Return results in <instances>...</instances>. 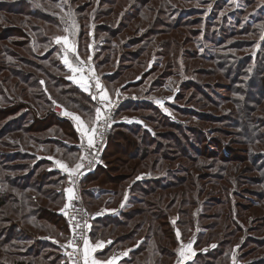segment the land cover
<instances>
[{"label":"rangeland","instance_id":"1","mask_svg":"<svg viewBox=\"0 0 264 264\" xmlns=\"http://www.w3.org/2000/svg\"><path fill=\"white\" fill-rule=\"evenodd\" d=\"M109 1L113 3L124 1L123 5L121 6L122 10L119 9L118 11L114 9L116 12L110 16L98 14V12L100 11H106L111 8L110 3H106L107 0H76L75 3L72 4L74 10L79 7L84 8L82 15L86 20H81V17L83 16L76 17L77 19L79 18V20L77 21L78 23L76 22L79 26V30L76 33L74 39L77 44V50L79 52L80 58L87 62L89 56H91L92 63H90L91 66L95 69V75L100 78L101 83L105 85L109 95L114 101L121 99L123 100L122 104L125 103L129 98H146L150 99L152 102L154 101V103L156 100L164 101L163 108L161 106L160 107L169 118L173 119L174 121L179 119L180 122L184 121L187 123V125L191 126L199 125L201 126L202 130L208 133L209 139L212 140V143L214 142L213 144L210 143L211 141L209 142V140H204L207 139L206 136H192V133H189L191 137H193L197 142L196 147L193 148L195 151L200 147L199 150L201 151H205L206 148V150L208 149L212 152H219V154H217V156L215 155L214 158L207 159L204 161V163H201L202 169L195 171L197 177H199V174L202 175L198 181V184L200 185V189H202L203 192L200 196L201 201L199 206H197V208L193 211V217L196 222V227L194 226V231L191 232V239L196 237L199 229L200 231L204 229V225L224 223L231 227V235H233L235 243L221 244L220 236L218 239L212 235H209L208 231H206L205 228L204 232L205 236H207V244H205L204 247H195L194 249L196 251V254H198V252H203V254L212 252L211 255L206 256V259L201 258L202 264H234L233 257H235V264H260V262L264 260V168H258L260 167L259 165L256 168V165L252 162V160H250L249 157L253 154L255 157L261 153H264V129L261 132L262 139L257 140L255 141V144L250 145L245 142L243 137L240 135L239 130L232 125L231 119H227L228 117L230 118V113H228V111L233 109L236 110L238 109L237 107H240V103L237 107H235L231 102L233 97L236 98V96L234 95L236 87H240L235 83H237V79L241 78H236L235 82H232L234 80L232 71H230V64L232 62L229 61V59H226V55H230L231 53H233L241 58H244L247 57L246 55L248 53L254 52L255 56V54L260 51L261 46L264 42V40L261 39V37L264 36V32L258 35H239L233 37V39L229 38L225 44L218 46V48L212 45L203 47L202 45L204 44V34L202 33L200 35H196V29L200 27L199 22L195 23L194 21L190 25L180 24L178 28H175V30L169 28L167 26V23H169V25L171 26L172 22L174 23L177 18L183 15L181 20L182 23L186 21L191 22L192 20L199 17L203 19L204 25V21L211 17L210 12L214 8L218 10L220 5H222L221 7L223 9L219 11V14H221V16H219V19H222L226 17V15H228V13H230L232 10L241 8V4L239 3L240 0ZM219 1L220 4L218 3ZM33 2L36 9H42L40 10L42 12L47 11L51 14V16H55V18L58 17V20L61 16L64 15V12L67 11V9L64 8L67 7V3H62V0H59L58 2H50L49 0H33ZM233 3L234 5H231ZM57 4H62V7L64 9L63 12L61 11L60 7L56 6ZM216 4L218 6H216ZM224 4L228 5L224 6ZM132 5H136V7L139 8V12L137 13L138 15L140 14V16L136 19L130 17V13H126L128 9L134 7ZM191 10H199L202 11V13L188 14L187 12ZM185 12L187 14H181ZM239 12H241V10H239ZM15 13L16 12L0 11V28H3L1 32L3 33L4 30L9 28L11 32L10 37L7 40H1L3 44L1 43L0 45H4V47H10V52L14 50L24 55H29V53L35 52L40 56L45 55L49 48L53 46L57 49L55 57L59 58V60L61 61V65H63L68 71L66 77L71 75L68 68L63 64L62 61V46L54 43V37L65 35V33L63 32L65 24L62 22V20L60 19V21L56 24H50L45 23L42 19L28 17L27 12H24V15ZM125 13L126 18L124 17ZM247 13L254 14V17H256V15L260 13V15L264 17V0H257L250 11H248ZM241 17L243 20L242 24L248 21V15L243 16V12ZM228 18L229 21L228 23H226L228 27L232 23L235 24V17ZM155 20H157L158 22H155ZM79 22L82 25V29L81 25H79ZM124 23L129 25L130 30H125L127 26H124ZM35 26L40 28V30L38 31L39 33H44L47 37H49V42H40L42 36L38 34L36 30L33 31V27ZM259 28L263 29L264 31V23L259 24ZM103 29H106V32H103ZM152 29L154 30V32H152ZM18 30L20 32H18ZM113 30H115V33H113ZM24 34H28L29 37H31L27 39L29 41L23 38L22 35ZM37 36L38 38H36ZM135 38H141L140 43L142 42V44H138L139 41L134 42ZM105 39L107 40L108 45L112 50L108 49L101 52V48L103 47L102 45H104L102 44V41ZM18 41H27L26 43H28V45L25 49L27 51L20 50L22 46L15 44V42ZM130 42H132V44H130ZM230 43L237 46L235 48L236 50H227V48H225V46L227 44L229 45ZM144 44L147 47L145 48V52L142 55L141 62L135 63L132 60L124 61L120 59L119 53L121 55H125L126 53H129L126 51H135L136 49H138L137 47L139 45L142 46ZM244 46H248V48ZM115 49H117L118 51H115ZM95 55H97V57H95ZM213 57L216 58L212 60ZM4 58L5 60L10 62V65H16L14 61H18V58H13L11 55H6ZM169 61H171L173 66L172 64L170 65ZM98 63L100 64V67L98 66ZM219 64L220 66L217 69ZM126 65H132V67L130 68V66H128V68H126ZM160 65H162V68L158 69ZM28 68L31 69V71L36 72L33 67H23L24 70H28ZM228 71L231 72L230 78V74L228 73ZM7 72L8 71L0 72V80L3 83V85H0V88L4 87L3 89H5V87L7 88L8 86H10V82L7 83L3 81V77L6 76ZM146 72H148V76L146 78H142V75ZM224 73L225 75H222ZM86 74L89 75V73ZM108 74L113 77L109 79H106V77L104 78V75ZM44 77L45 75H40L41 81H43L45 84ZM118 78L120 79L118 80ZM157 78L163 79L160 86H155L153 84L154 80H156ZM13 82L15 84L16 80L14 79ZM44 84H42V86L40 85L39 88H36L35 92H37L38 90L41 91V88L44 89ZM192 86H194V88ZM200 86L209 87V89L207 90L211 93L210 98L207 96V93L209 92H204V89H202L204 94L198 91V89L201 88ZM19 87L22 89L21 85H19ZM245 91L249 92L246 89ZM14 93L15 97L11 94L9 98H7L6 94L4 93L0 94V109L8 106V102L10 103V101L13 99V101L19 100L18 92ZM52 93L57 96V93L54 89L52 90V92H47V98L50 100V102L45 105L48 108H42L41 111L40 109H36L40 117H43V115H45L44 113L47 112L48 109H52L53 112H60L61 116L64 119H69V117L63 115V112L65 110L80 115L85 121L89 119L88 115H86V112L83 113L77 111L78 107H76L69 101H66L64 103L60 101H52ZM244 99L245 97H241V100L244 101ZM81 101V104H88V101H86L85 98L81 97ZM252 101L253 97H250V104ZM141 107L142 106L138 108ZM164 108H166L168 111L165 112L163 110ZM176 108H181L185 111L187 109H195V112L198 116L200 114H208V116H211V118L201 120L198 117H189L188 115H184V111H177ZM253 113H255V115L264 117V102H261V104L257 106V109ZM150 114L151 112L149 110L134 111L131 108L125 111H121L119 118L117 117L116 126L120 124L141 123L142 133L145 129L147 130L149 127L153 126L150 121L146 120ZM216 116L220 119L214 120L216 119ZM2 123L0 122V130L2 129ZM30 123L31 120H29L28 124L30 125ZM56 126L58 125H51V131L47 132L42 137L49 136L54 140H56V137L58 139V136L55 135ZM155 127L158 135H162L163 133L168 131V128L166 126H159L158 128L157 126ZM62 128L68 133L70 132L68 128L72 131L69 124L66 126L63 125ZM63 130L61 131L62 133H60V138H62V135L64 134ZM141 133H138L135 136L132 135L134 139L132 136L129 137L138 143V141H141V139L143 138ZM69 134L71 136V133ZM74 135H72L71 137L69 135H66L67 137L62 138V140L65 141L68 147L74 146L73 151H71L69 148H61L58 145L54 146V143L50 144L49 146H43L41 150L33 145L32 149L29 150L34 154L38 153V155H40L39 158L41 157L47 159L48 161L50 160V165L47 166L49 169L59 168L55 163L56 160L74 164L75 161L70 160L69 157L71 155H80L82 153L79 148V135L78 137ZM158 141H162L164 144V147L159 154L170 151V155L175 159L171 163H169L168 161H162L161 167L155 170L154 173L161 174L166 172L168 169H182V166L186 165V161L188 160H186L184 156L178 157L176 148H169V146H167L168 140L158 138L157 142ZM221 141H223L228 148V161H223V159H221V156L223 155L222 149L214 147V145L217 146V144H220ZM116 144L120 146L122 145L121 147L126 146L125 141L118 140L116 138V140L111 143V149L108 154H117L116 150L120 148V146L115 147ZM5 145H10V136L6 137L0 142V152L5 151L7 153H10L13 151L12 149H10V147H6ZM16 146L19 150H28V148H25L23 146ZM151 147H155V144H153ZM135 149V147H132L131 149H129L128 147L124 151L119 150L120 155H116L115 159L121 161L122 164L125 161L129 163L130 154L133 153ZM235 155L238 157V159L233 158ZM194 157L198 158L199 156ZM0 159L3 160V158ZM103 161V164L105 165L104 158ZM111 161L113 160L111 159L110 162ZM8 164H10V162H3V165H0L10 168V165ZM119 164L121 163L119 162ZM223 168H229L227 172L230 174L226 173L227 175H229L226 176V180L228 181V184L226 185H228V188L227 190L222 192L220 188L217 189V187H213L216 186L214 184H216L217 181H220V178L216 179V174H218L219 172L223 174ZM148 172L150 171L141 170L131 179L128 177L125 178L126 181L119 188V195L117 201L114 202V205L117 206L118 202L121 200V198H123L125 194L124 189H128V187L133 184V182L137 181V177H140V179L142 180H144L145 177L147 178V176H149ZM1 173L2 176L5 177L9 172L5 170ZM117 182H119V180H117V178L113 179L112 176L108 177L107 180L100 176L97 178V181L93 182L92 184H89V181H85L84 185L82 184V196L84 199L85 208L89 212L98 211L102 209L106 200L110 198L108 194L102 197L103 199L101 198L98 201H92V199H90L87 195L89 187L97 189L105 188L107 190H110L115 188L116 185H119L117 184ZM67 183V178L65 177L63 185H59L60 188L58 187L63 195L62 198L58 199L57 203L51 204L50 202L43 200V205H48L49 207H54L55 209L61 211L64 204L66 203V197L63 190L66 188ZM130 192L131 195H134L132 194V190ZM214 198L222 199L220 205H218L217 203L218 199L216 201L212 200ZM205 202L206 205L204 204ZM201 211L202 213H204V216H208H205V218L203 216L201 218ZM125 221L129 224H131L132 222L130 218H127ZM106 226H101L100 231L98 233L96 232L97 235L105 240L110 235H112L113 237H119V235H123V237H121L118 241L117 246L121 251L125 248H135L136 244H138L144 236L143 232L138 234L135 233L133 237L129 236V233L132 231V227L130 229L120 228L112 230V227H114L113 225L109 227ZM221 228L222 226L219 225V227H217V231H220ZM50 230L51 232L54 231L53 228H51ZM50 234L52 235V233ZM53 237H55L54 240H56L58 244L63 245L64 243H67L70 236L68 234L66 237H64L61 235V233L54 231ZM217 246L219 247V249L221 248L225 251L222 257L216 250ZM155 251V260V255L150 248L144 254H132L131 263L135 262L134 264H159L157 263L159 262V253L157 252V249H155ZM60 253L65 259L63 261H66L65 263H67V257L64 256L63 249H60ZM215 254H217L218 256H215ZM227 255H230V258H228ZM200 256L198 257L200 258ZM47 260V262L45 260H40L38 261V264H56L51 262L50 259ZM169 262L172 263V256L169 258Z\"/></svg>","mask_w":264,"mask_h":264},{"label":"trees","instance_id":"2","mask_svg":"<svg viewBox=\"0 0 264 264\" xmlns=\"http://www.w3.org/2000/svg\"><path fill=\"white\" fill-rule=\"evenodd\" d=\"M49 1L58 2L59 0ZM75 1L76 0H67V7L64 8L68 10L69 6L71 7L74 19L77 22L79 18L77 19L76 17L83 16L82 12L84 11V8L79 7L74 10L72 4L75 3ZM256 1L257 0H240L239 3L241 4V8L232 10L222 19H219V16H221L219 11L223 9L221 7L222 5H220L218 10L214 8L212 10L213 13L212 11L210 12L211 17L204 21V25L203 19L199 17L191 22L186 21L182 23V15L177 18L174 23L172 22L171 26L167 23V26L175 30V28H178L180 24L190 25L194 21L195 23L199 22L200 27L196 29V35H200L202 33L204 34V44L202 46L208 47L212 45L218 48V46L225 44L229 38L233 39V37L239 35H258L264 32L263 29L259 28V24L264 23V17L260 15V13L256 15V17H254V14L247 13ZM106 3H110L111 8L106 11H100L98 14L104 16L113 15L116 12L114 9L118 11L119 9L122 10L121 6L124 1L113 3L107 0ZM218 3L220 4V1ZM217 4L216 6H218ZM226 5L228 4H224V6ZM231 5H234V3ZM132 6L134 7L128 9L126 13H130V17L136 19L140 16V14L138 15L137 13L139 12V8L136 7V5ZM40 10L42 9H36L33 0H0V11L16 12L15 14L19 15L27 12L28 17L42 19L45 23L50 24H56L60 21V19L58 20V17L55 18V16H51L49 12H42ZM239 10H241V12H239ZM242 12L243 16L248 15V21L244 24H242ZM126 13L124 16L125 18ZM187 13L198 14L202 13V11L191 10ZM187 13L185 12L181 14ZM228 17L236 18L234 20L235 24L232 23L229 27L226 24L229 21ZM82 19L86 21L84 16L81 17V20ZM155 22L158 21L155 20ZM79 25H81L80 22ZM124 26H127L125 30H130L129 25L125 24ZM33 28V31L36 30L38 32L40 30V28L36 26ZM2 29L3 28H0V44H3L1 40H7L9 38L11 33L10 28L4 30L3 33L1 32ZM18 32L20 31L18 30ZM103 32H106V29H103ZM152 32H154L153 29ZM113 33H115V30H113ZM38 34L42 36V39H40L41 43L49 42V37H47L46 34L39 32ZM22 36L25 40L31 38L28 34H24ZM38 36L36 38H38ZM140 39L141 38H135L134 42L139 41L138 44H142V42L140 43ZM27 41H18L15 42V44L22 46V48H20L21 51H27L25 50L28 45V43H26ZM102 44L104 45H102L103 47L101 48V52L111 48L109 47L106 39L102 41ZM130 44H132V42H130ZM146 47L147 46L145 44L142 46L139 45L137 47L138 49L135 51H126L129 53H126L125 55H121L119 53V57L124 61L132 60L135 63L141 62V58ZM236 47L237 46L232 43L225 46L227 50H236ZM244 47L248 48V46ZM115 51L118 50L115 49ZM56 52L57 49L51 46L45 55L40 56L35 52H32L29 53V57V55H24L14 50L10 52V47L0 45V72L8 71L6 76L3 77V81L7 83L10 82V86L7 85V88H0V94L4 93L6 94V97L9 98L11 94L15 97L14 92H18L19 97V100L13 101V99L10 103L8 102V106L0 109V122H3L2 129L0 130V142L10 136V145L5 146L10 147V149L13 150L10 153L5 151L0 152V158H3V160L0 159V164L3 165V162H10V164H8L10 165V168L0 165V264H38V261L45 260L47 262V259H50L51 262L56 264L59 262V264H67L65 263L66 261H63L65 259L60 253L59 246L57 243L53 242L56 241L54 240L55 237H53L54 231L61 233L64 237L69 234L66 218L58 209L49 207L48 205L44 206L42 203L43 200H46L51 204H54L58 202L59 198H62L63 194L58 187L59 185H63L66 176L58 169H49L47 166L50 165L51 161H48L45 158H39L40 155H38V153H31L29 149H32V146L35 145L36 148L41 150L43 146H49L54 143V146L58 145L61 148H69L73 151L74 146L68 147L62 138L67 137L66 135L70 136L69 133H71V136L75 134L78 137V133L68 119L58 118L52 109H48L47 112L44 113L45 115H43V117L38 115L36 109H40L41 111L42 108H48L45 105L50 102L47 98V92H52L53 89L56 91L57 96L52 93V101H60L63 103L69 101L78 107L77 111L83 113H88L96 102L93 101L86 92L82 91L71 80L67 79L66 74L68 71L63 65H61L59 58L55 57ZM6 55L18 58V61H14L16 65H10V62L4 58ZM226 56V59H229V61L232 62L230 64V71H232V75L234 76V80L232 82H235L236 78H241L237 79V83H235L240 87H236L234 92L236 98L233 97L231 102L235 107H237L240 103V107H237L238 109L236 110L233 109L228 111V113H230V118L228 117L227 119H231L232 125L239 130L240 135L243 137L245 142L253 145L255 144V141L262 139L261 132L264 129V117L253 113L257 109V106H259L261 102H264V42L260 51L256 53L255 56L254 52L248 53L246 55L247 57L244 58H241L233 53ZM95 57H97V55H95ZM215 58L216 57H213L212 60ZM169 63L170 65L172 64L171 61H169ZM28 66L31 68L33 67L34 70L38 72L36 73L31 71L29 68L28 70L23 69V67L27 68ZM98 66L100 67L99 63ZM128 66H130V68L132 67V65H126V68H128ZM219 66L220 64L217 69ZM160 68H162V65L158 67V69ZM230 71H228L230 74L229 78L231 76ZM40 75H45V84L41 81ZM222 75H225V73ZM147 76L148 72L144 73L142 78H146ZM105 77L106 79H109L113 76L108 74L104 75V78ZM14 79L16 80L15 84L13 82ZM119 79L120 78H118V80ZM162 80L163 79L157 78L154 80L153 84L155 86H160L162 84ZM42 84L45 85L44 89L41 88V91L38 90L35 92V89L39 88L40 85L42 86ZM0 85H3L1 80ZM19 85L22 86V89ZM192 87L194 88V86ZM200 87L201 88H199L198 91L202 94H204V92H209L207 90L209 87ZM202 89H204V92ZM245 89L249 92H246ZM207 96L210 98L211 93H207ZM81 97L85 98L86 101H88V104H81ZM241 97H245L244 101L241 100ZM250 97H253L251 104ZM140 106L142 107L138 108ZM130 108L134 111L149 110L151 114L146 120L150 121L153 126L149 127L147 130L145 129L141 133V123L120 124L117 126L115 124L116 127L114 126L115 129H113L109 137L103 156L105 165L103 164L98 167L96 177L91 180L90 175L86 182L89 181V178L91 183H93L97 181V178L100 176L105 180L112 176L113 179L117 178V180H119L117 184L122 185L126 181L125 178L128 177L131 179L141 170L150 171L148 172L149 176H147V178L145 177L143 181H135L131 184L132 194H134L132 196H136L139 200L132 201L129 204V207L132 208L131 212H127L132 221L131 224H129V226L132 227L130 236H133L135 233H144L143 243L135 253L144 254L151 248L153 254L155 255V260V249H157V252L159 253V262L157 263L176 264L178 261L177 250L180 247L181 242L186 243L193 241L194 248L201 246L204 247L205 244H207V236H205L204 232L205 228L209 235L218 239L220 236L221 244L235 243V239H233V235H231V227L224 223L204 225V229L201 231L199 229L196 237L191 239V232L194 231V226L196 227L193 211L197 208V206H199L201 201L200 196L203 192L198 184L202 175L199 174V177H197L195 171L202 169L201 163H204L207 159L214 158V156H217L219 152H212L211 150H206V148L205 151H201L199 150L200 147L195 151L193 148L196 147L197 142L189 133H192V136H206L207 139L204 140H209V142L211 141L210 143H212V140L209 139L208 133L202 130L199 125H187L186 122H180L179 119L174 121L162 111L159 105L146 98L127 99V101L120 107L118 118L121 111H125ZM176 110L180 111L182 109L176 108ZM182 111H184V115H188L189 117H198L201 120L211 118L208 114H200L198 116L195 109ZM219 119L220 118L216 116V119L214 120ZM29 120H31L30 125L28 124ZM67 123L72 129L71 131L68 128L70 131L69 133L62 128L63 125H68ZM51 125H58L56 126L55 131V135L58 136V139L57 137L55 138L56 140L49 136L42 137L47 132L51 131ZM154 125L157 126V128L159 126H166L168 131L162 135H158ZM62 130L64 134L62 135V138H60ZM138 133H141L143 138L137 143L133 140V136ZM129 136H132L133 139ZM116 138L126 142V146L123 147H121L122 145H118L120 143L115 145V147L120 146V148L116 150V155H120L119 150L124 151L128 147L129 149L132 147L136 148L135 151L130 154L129 163L125 161L122 164L121 161L115 159L116 155H114V153L108 154L111 149V143L115 141ZM158 138L168 140L167 146H169V148H176L178 157L184 156L185 159L188 160L186 161V165L182 166V169H168L166 172L161 174L154 173L155 170L161 167L162 161H168L171 163L175 159L170 155V151L159 154L163 149L164 144L162 141L157 142ZM15 144L28 148V150H19ZM153 144H155V147H151ZM214 147L222 149L223 155L221 156V159H223V161L229 160L227 154L228 148L223 141H221L220 144H217V146L214 145ZM194 156H199L200 158H195ZM233 158L238 159L236 155ZM249 158L256 165V168L258 165L260 166L258 168H264V153L255 157L253 154L252 156L250 155ZM111 159L113 161L110 162ZM119 162L121 164H119ZM5 170L9 173H7L4 177L1 172ZM227 170H229V168H223V174L220 172L216 174V179L220 178V181H217L216 184H214L216 186L213 188H220L222 192L227 190L228 185L226 184H228V181L226 180V176H229L226 174L228 173ZM139 186H141V191L137 190L135 195V188L138 189ZM217 199L218 198H214L212 200L216 201ZM221 202L222 199H218V205H220ZM204 204L206 205V202ZM203 216L204 213L201 211L200 217L202 218ZM125 220L126 219L124 218V222ZM172 220H176L175 225L171 223ZM219 225L222 226V228L220 231H217V227H219ZM126 226L129 227L128 225ZM51 228H53L54 231L51 232ZM177 229H179L181 233V240L179 242L176 238ZM50 233H52V235ZM217 247L216 250L222 257L225 251ZM211 253L212 252L203 254V252H198L194 259L186 264H202L201 258L206 259V256L211 255ZM217 254H215V256H218ZM230 255H227V257L230 258ZM171 256L172 263L169 262V258ZM198 256H200V258ZM125 264H134V262L131 263L130 260ZM260 264H264V260H262Z\"/></svg>","mask_w":264,"mask_h":264},{"label":"snow or ice","instance_id":"3","mask_svg":"<svg viewBox=\"0 0 264 264\" xmlns=\"http://www.w3.org/2000/svg\"><path fill=\"white\" fill-rule=\"evenodd\" d=\"M62 3H67V0H62ZM56 6L60 7L62 12L64 11L62 4H57ZM60 19L65 24L63 28L65 35L54 37V43L62 46V61L71 73L67 79L76 83L82 91L86 92L91 99L96 102L91 110L86 113L89 117L87 121L73 112L67 110L63 112V115L69 117L73 121L75 130L79 135V147L82 149V153L69 157L70 160L75 161L74 164L61 160L55 161L61 172L66 174L69 185L63 190L66 203L61 209V212L68 218L72 235L67 243L61 245V247L65 249L64 254L67 257V264H117L118 257L114 256L107 261L101 262L94 256L97 249L104 247V242L97 241L93 244L86 234L87 230L91 228V225L87 224V222L81 224L76 220V216L69 215L68 211L72 209L76 213L84 212V210L76 208L73 203L80 199L78 195V183L80 178L85 175V161H87V167L89 169L94 163H101L99 160V152L103 148L104 133L111 128L114 122L112 109L116 102L111 98L107 89L101 83L100 78L95 75V69L90 63L91 56H89L87 62L80 58L77 44L74 39L79 30V26L74 19V14L70 6ZM261 39L264 40V36H262ZM85 73H89V75H85ZM155 103L163 108L164 101L156 100ZM163 110L165 112L168 111L166 108ZM137 179H140V177H137ZM126 199L127 196L125 195V200ZM124 206V203H121L120 207L123 208ZM84 215L86 216L87 213L84 212ZM171 223L175 225L176 220H172ZM176 238L178 242L181 240L179 229L176 230ZM53 242L57 243V241ZM108 243L110 244L112 242L108 241ZM189 254L192 256L195 255V252L192 250V244L183 245L181 242L177 250V255L179 257L177 264H183V261L189 258ZM122 255L127 256L128 253L124 252ZM233 261L235 264V257H233Z\"/></svg>","mask_w":264,"mask_h":264},{"label":"crops","instance_id":"4","mask_svg":"<svg viewBox=\"0 0 264 264\" xmlns=\"http://www.w3.org/2000/svg\"><path fill=\"white\" fill-rule=\"evenodd\" d=\"M85 75H87V74L85 73ZM74 84L77 85L76 83H74ZM104 87H105V85H104ZM68 120L71 122V124L74 127L73 121L70 118ZM58 170L61 171L59 168H58ZM97 173H98V170H96L95 172H93L91 174V176H90L91 180H93L96 177ZM63 174L65 175V173H63ZM90 178H89V182H90L89 184H92L90 181ZM137 181H143V180L137 179ZM120 185L121 184H119V186ZM119 186L116 185L115 188L110 189V190H107L105 188L97 189V188L89 187V189L87 191L88 192L87 195L90 199H92V201H98L102 197H104L108 194H109L108 196H110V198L106 200L102 209H100L98 211L91 212L93 215V223H92L93 224V238H92L91 242L93 244H95L97 241H103L104 242V247L101 249H97V251L94 253V256L98 260H100L101 262L107 261L109 258L115 256V257H118L117 264H125L127 261L131 260V255L134 254L135 252H137V250L139 249V247L143 243V239L141 241H139L138 244H136L135 248H133V249H126L125 248L124 250L121 251L120 249H118L117 246H118V241L120 240L121 237H123V235H119V237H113L112 235H110L106 240L103 238H100V236L97 235V233L100 231L101 226L105 227L107 225L106 227H109V226L113 225L114 227H112V230L120 229V228H129V229L131 228L129 226V223H126V221L124 222V218L125 219L130 218V216L127 214V212L132 211V208L129 207V204L132 201H137L139 199L136 196H132L130 194L131 193L130 191L132 188V186L130 185L128 187V189H126V190L124 189L125 194H124L123 198H121V200L118 202V205L117 206L114 205V202L117 201V198L119 195L118 190L121 187V186L120 187ZM117 187H119V188H117ZM137 190L141 191V186H139L138 189L135 188V193ZM125 195L127 196L126 200H125ZM121 203H124V205H125L123 208L120 207ZM126 225H128L129 227H127ZM129 236H130V233H129ZM108 241H111L112 243L109 244ZM189 243L192 244V250L195 252V255H196V251L194 249V242L193 241L186 242V244L183 243V245H188ZM57 245L59 246V249H63V254H64L65 249L62 248L61 245L58 244V242H57ZM124 252H127L128 255L123 256L122 254ZM189 255H190L189 258L185 259L183 261V264H186L187 262H190L191 260H193V257L195 255L194 256H192L191 254H189ZM64 256H65V254H64ZM191 256H192V258H191Z\"/></svg>","mask_w":264,"mask_h":264},{"label":"built area","instance_id":"5","mask_svg":"<svg viewBox=\"0 0 264 264\" xmlns=\"http://www.w3.org/2000/svg\"><path fill=\"white\" fill-rule=\"evenodd\" d=\"M92 63V62H91ZM93 65V64H92ZM115 106L113 107L112 109V114H113V123H112V126L111 128H109L105 133H104V138H103V148L102 150L99 152V160L101 161V163H94L91 168L89 169L87 167V161H85V164H86V168H85V175H83L80 180H79V183H78V195L80 197L79 200L77 201H74V205L76 208H79V209H82L84 210V212L87 213V215L85 216L84 215V212H81V213H76L74 212L72 209H69V215H75L76 216V220L79 221L81 224H84L85 222H87V224L91 225V228L89 230H87L86 234L88 235V237L92 238V235H93V215L91 212H89L86 208H85V205H84V199H83V196H82V184L84 185L85 181L87 180V178L93 173L95 172L98 167H100L101 165H103V156H104V152L106 150V147H107V144H108V141H109V137L114 129V126L116 124V121H117V117H118V112L120 110V107L122 105V102L123 100H117L115 101ZM58 118L60 119H64L62 116H61V113L58 112V111H55L54 112ZM80 148V147H79ZM81 152H82V149L80 148ZM68 183L66 185V187H68ZM66 218V221H67V224H68V229H69V236L71 237L72 235V232H71V229H70V225H69V222H68V218L65 216ZM69 237V238H70ZM70 251V249H69Z\"/></svg>","mask_w":264,"mask_h":264}]
</instances>
